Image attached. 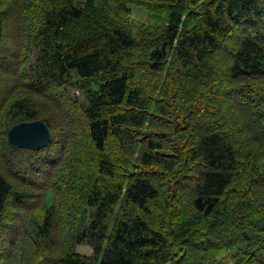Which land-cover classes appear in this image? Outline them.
I'll return each instance as SVG.
<instances>
[{"label":"trees","instance_id":"16d2710c","mask_svg":"<svg viewBox=\"0 0 264 264\" xmlns=\"http://www.w3.org/2000/svg\"><path fill=\"white\" fill-rule=\"evenodd\" d=\"M33 121L50 144L9 147ZM223 207L264 216V0H0V264H189L176 216ZM259 219L241 264H264Z\"/></svg>","mask_w":264,"mask_h":264},{"label":"rangeland","instance_id":"374dc122","mask_svg":"<svg viewBox=\"0 0 264 264\" xmlns=\"http://www.w3.org/2000/svg\"><path fill=\"white\" fill-rule=\"evenodd\" d=\"M126 24L131 29H133L138 38H140V33L142 32L147 33L146 35H153V24L148 20V12L142 8L133 7V13L131 17L126 20ZM168 61L169 63L171 62V56L169 57ZM167 71L169 73L171 72L170 69H167L163 76L164 79L168 75ZM69 95L72 99L79 101L80 104L77 102L79 108L84 105V103H86L84 95L76 89L69 90ZM50 106L52 107V109H55L53 107V104ZM55 112L56 117L60 118L62 121L65 120L64 111H62V109H55ZM52 119L54 120L53 116ZM56 131L60 132L61 135V140L59 142L56 140L60 148L59 143H62V146L65 145V143L62 142L65 132L60 129ZM244 138L245 136L243 135V133H240V140H243ZM59 151L60 150H55L54 153L56 154ZM25 155L26 154H23V156ZM48 157H52V155H49ZM14 169L16 168L14 167ZM243 176H245V179H243L244 177H241L242 179H239L240 183L238 185V188L245 190L247 187H249L250 183L247 182L248 184H246L245 181L247 180V175ZM38 178L39 177H35L33 179L37 180ZM80 179H82V177ZM120 179L123 180L124 178L121 177ZM65 180L67 181V178H65ZM65 185V183H61V186L59 185L60 187L58 188V190L64 188ZM241 210L238 208L223 207L218 212H216V215L214 217L209 219H205L199 214H194L191 219H186V222H184V224L182 223V229L181 219H179L180 216H176L178 220H175L177 222L174 226L177 228L175 230L178 231V234L172 236L173 239L171 238V242L174 241L175 237L179 235L183 229L184 232L182 234L189 233L184 238H180V236H178L179 238L177 239L176 243H174L179 247L177 249L179 255L178 259L186 260L189 264H241L245 255L240 253V249L242 248V245L239 243L241 234L240 232L247 226H249L250 223H252V218L257 221L255 227H261V219L259 218L264 217L263 214H258L255 217L250 213ZM250 216L252 217L250 218ZM256 221H254V223ZM213 225L215 226V228L212 229L211 226ZM226 232L232 234L233 237L231 236L229 240L223 241L221 237ZM207 245L213 246L214 248L204 250L206 253V255H204L205 253H203V251L201 250L203 247H207ZM218 248L223 249L217 251ZM75 249L77 253H80L82 255L93 256L92 248L86 244L77 246Z\"/></svg>","mask_w":264,"mask_h":264},{"label":"water","instance_id":"95a60500","mask_svg":"<svg viewBox=\"0 0 264 264\" xmlns=\"http://www.w3.org/2000/svg\"><path fill=\"white\" fill-rule=\"evenodd\" d=\"M52 140V133L42 121L24 122L12 127L7 135V142L12 149L40 151Z\"/></svg>","mask_w":264,"mask_h":264}]
</instances>
